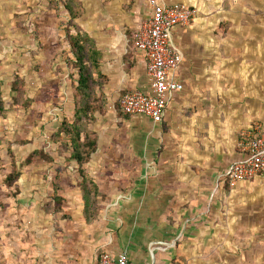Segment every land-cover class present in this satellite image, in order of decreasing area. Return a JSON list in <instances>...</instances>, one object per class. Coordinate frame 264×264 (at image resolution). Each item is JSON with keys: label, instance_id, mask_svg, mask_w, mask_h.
Masks as SVG:
<instances>
[{"label": "crops", "instance_id": "0c3cea01", "mask_svg": "<svg viewBox=\"0 0 264 264\" xmlns=\"http://www.w3.org/2000/svg\"><path fill=\"white\" fill-rule=\"evenodd\" d=\"M80 1L76 23L102 53L107 110L93 123L90 183L75 162L56 157L65 224L56 248L45 240L42 264H97L104 251L128 264H264V172L234 186L227 177L243 157V135L255 124L264 130V0H159L196 10L172 29L182 55L172 75L183 88L160 123L120 107L127 93H152L134 43L151 16L148 0ZM72 93L69 84L62 90L68 113ZM85 187L102 207L91 221Z\"/></svg>", "mask_w": 264, "mask_h": 264}, {"label": "rangeland", "instance_id": "374dc122", "mask_svg": "<svg viewBox=\"0 0 264 264\" xmlns=\"http://www.w3.org/2000/svg\"><path fill=\"white\" fill-rule=\"evenodd\" d=\"M60 2L0 0V86L6 103L0 113V264L46 262L45 240L49 238L50 249L56 248L60 225L65 224L64 202L59 212L53 204L61 192L50 186L59 177L55 162L22 165L38 148L57 156L50 136L69 112L62 95L69 84L68 71L60 62L68 18L62 5L57 6ZM15 81L33 100L27 110L11 103ZM10 152L20 171L12 189L5 184L12 168Z\"/></svg>", "mask_w": 264, "mask_h": 264}, {"label": "trees", "instance_id": "16d2710c", "mask_svg": "<svg viewBox=\"0 0 264 264\" xmlns=\"http://www.w3.org/2000/svg\"><path fill=\"white\" fill-rule=\"evenodd\" d=\"M69 15L64 44V56L68 69V83L70 85L73 101V112L64 113L60 125L50 136L52 145L56 146V155L64 156L65 162H75L78 173L83 183H90L89 176L84 171V166L89 162L91 154L96 151L97 133L93 130V123L97 114H103L107 110V101L102 93L103 74L101 73L102 53L98 49L93 37L77 26L78 19L84 12L80 0H61L57 3L59 7ZM24 83V82H23ZM21 82L11 84L12 105L19 109L27 110L31 107L33 100L22 91ZM3 89L0 86V113L5 110ZM25 143L29 141L23 140ZM12 168L5 179V184L12 189L20 177L18 165L14 160L12 152ZM43 148L30 152L22 165H32L37 162H55L56 157ZM56 181H54V185ZM87 188V189H86ZM83 188L85 197L84 214L91 221L97 217L102 209L96 200H93L92 190ZM16 193H13L15 196ZM97 194V192H96ZM63 198L54 196L53 204H57V212L61 211ZM101 254V253H100ZM99 254V255H100Z\"/></svg>", "mask_w": 264, "mask_h": 264}, {"label": "built area", "instance_id": "2783aa9c", "mask_svg": "<svg viewBox=\"0 0 264 264\" xmlns=\"http://www.w3.org/2000/svg\"><path fill=\"white\" fill-rule=\"evenodd\" d=\"M148 3L151 16L136 31L134 43L145 58L152 93H127L120 99V107L125 114L146 115L160 123L170 98L183 88L172 75L182 60L181 53L173 44L172 29L191 23L195 19L196 10L184 3H163L159 0H148ZM239 147L243 157L231 164L227 175L232 186L264 172L262 126L255 124L250 133H245ZM97 264H128V259L123 253L114 257L104 251L99 255Z\"/></svg>", "mask_w": 264, "mask_h": 264}]
</instances>
